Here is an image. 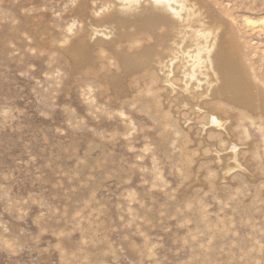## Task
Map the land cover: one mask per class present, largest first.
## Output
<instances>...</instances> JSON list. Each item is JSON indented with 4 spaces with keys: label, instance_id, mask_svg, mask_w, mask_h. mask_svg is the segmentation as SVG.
Returning <instances> with one entry per match:
<instances>
[{
    "label": "rangeland",
    "instance_id": "374dc122",
    "mask_svg": "<svg viewBox=\"0 0 264 264\" xmlns=\"http://www.w3.org/2000/svg\"><path fill=\"white\" fill-rule=\"evenodd\" d=\"M143 1L0 0V264H264V0Z\"/></svg>",
    "mask_w": 264,
    "mask_h": 264
},
{
    "label": "bare ground",
    "instance_id": "6f19581e",
    "mask_svg": "<svg viewBox=\"0 0 264 264\" xmlns=\"http://www.w3.org/2000/svg\"><path fill=\"white\" fill-rule=\"evenodd\" d=\"M79 1V17L78 18H80L83 22H84V19L86 18H84L83 19V17H84V14H85V12L89 9V10H91V9H94L95 8V5L93 4L94 2H96V0H78ZM99 1H101L102 3H104V4H106V5H108V4H111V2H113V1H115V0H99ZM119 1H122V2H120V3H122L123 5H127V6H130V7H132L133 5H135L136 6V4H140L143 0H119ZM188 1L189 0H155V3L157 2V3H160V7L159 8H161V4H162V7H163V10L164 9H166L167 10V8H171V9H173L174 11H176V13L175 14H177V15H179L180 17H181V12L184 10V9H186L187 8V3H188ZM143 2H145V1H143ZM118 4H120L119 2H117ZM152 3V2H151ZM172 3H178V4H181V12H179V6L177 7H175ZM93 4V5H92ZM142 4V3H141ZM154 3H152V5H153ZM177 4V5H178ZM190 4V3H189ZM192 4V3H191ZM112 5V4H111ZM115 6V5H114ZM134 6V7H135ZM139 6V5H138ZM192 5H190V7H191ZM196 6V5H195ZM123 7V6H122ZM155 7V6H154ZM156 7H157V4H156ZM121 8V7H120ZM126 8V7H125ZM137 8V7H136ZM139 8H141V7H139ZM144 8H145V6H144ZM153 8V7H152ZM194 8H196V7H193L192 9H194ZM133 9V8H132ZM146 9V8H145ZM190 9V8H189ZM122 10V9H121ZM125 10V9H124ZM128 10V9H127ZM156 10V9H155ZM123 11V10H122ZM129 11H130V9H129ZM165 11V10H164ZM168 11V10H167ZM192 11H196V10H192ZM191 11V13H193ZM121 12V11H120ZM125 12V11H124ZM128 11H126V13H127ZM131 12V11H130ZM136 12V11H135ZM143 12V11H142ZM146 12V11H145ZM144 12V13H145ZM163 12V11H162ZM87 13V12H86ZM134 13V12H133ZM160 13H161V11H160ZM168 13V12H167ZM174 13V12H173ZM187 13V12H186ZM130 14V13H129ZM132 14V13H131ZM162 14H164V13H162ZM196 14V13H195ZM87 15V14H86ZM112 14H110V15H107L106 17H100V19L101 20H105L106 18H110V16H111ZM124 15V14H123ZM126 15H128V13L126 14ZM138 15V14H137ZM144 15V14H143ZM146 15V14H145ZM170 15V14H169ZM194 15V14H193ZM90 15H88V17H89ZM99 16V15H98ZM141 16V15H140ZM178 16V18H180ZM189 17V16H188ZM191 17H192V15H191ZM90 18V17H89ZM97 18V17H96ZM99 18V17H98ZM108 18V19H109ZM146 18V17H145ZM159 18V17H158ZM157 18V19H158ZM184 18V17H183ZM186 18V17H185ZM94 19V18H93ZM139 19H141V18H139ZM162 19V18H161ZM91 20V19H90ZM98 20V19H97ZM96 19H95V21H97ZM165 20V19H164ZM92 21H94V20H92ZM116 21V20H115ZM120 21H121V19H120ZM153 21V20H152ZM155 21V20H154ZM162 21V20H161ZM99 22V21H98ZM105 22H107V21H105ZM169 22V21H168ZM193 22V21H192ZM94 23V22H93ZM93 23H91V24H93ZM109 23V22H108ZM111 23H112V19H111ZM115 23H117V22H115ZM120 23V22H119ZM138 23H139V21H138ZM158 23V22H157ZM162 23V22H161ZM99 24H101V23H99ZM106 24V23H105ZM170 24H173V23H170ZM175 24V23H174ZM112 25V24H111ZM110 25V26H111ZM132 25V24H131ZM160 25V24H159ZM165 25V24H164ZM202 25V24H201ZM97 26V25H96ZM109 26V27H110ZM168 26H169V24H168ZM172 26H174L175 27V25H172ZM211 26V25H210ZM91 27V26H90ZM109 27L107 28V29H109ZM118 27H120V26H118ZM155 27V26H154ZM157 27V26H156ZM155 27V28H156ZM159 27V26H158ZM157 27V28H158ZM203 27V26H202ZM202 27H200L201 29H202ZM88 28V27H87ZM92 28V27H91ZM91 28H90V30H91ZM102 28V27H101ZM137 28V27H136ZM152 28V27H151ZM169 28V27H168ZM177 28V27H176ZM180 28V27H179ZM185 28V27H184ZM194 28V27H193ZM211 27H209V29H210ZM83 29V28H82ZM95 29V28H94ZM110 29H111V27H110ZM118 29V28H117ZM132 28H130V30H131ZM162 29V28H161ZM172 29H173V27H172ZM187 29V28H186ZM185 29V30H186ZM196 29V28H195ZM205 29H206V27H205ZM87 30V29H86ZM93 30V29H92ZM104 30V29H103ZM142 30V29H141ZM140 30V31H141ZM148 30V29H147ZM169 30V29H168ZM197 31L195 32V38L196 39H198V40H203V42H198V44H195V43H192L193 45H196V49L194 50V52L193 53H191L189 50H188V52L187 51H184L183 50V52H186L185 54H187L189 57H187V58H192L194 61H193V63L191 64V66H190V68H189V72L188 73H186L187 75H186V77H188V82L189 81H191L192 82V79L194 80V78H195V75H198V73H196V68L198 67L199 68V71L201 70L200 69V67L202 66L203 67V65H205V64H207L206 66L207 67H209L208 65H210L212 68H215L214 67V65H218V66H220L219 64L220 63H223V62H221L220 61V63H219V61H216L217 63L215 64V62H214V60H217L216 59V55H214V58H212L213 57V55H212V53H213V51H214V49H215V47L217 46V44H218V42H217V44H216V37H218L219 35H220V33L218 34V36H216L217 34L214 32V31H207V30H202V31H200V30H198V29H196ZM99 31V30H98ZM105 31V30H104ZM110 31V30H109ZM128 31V30H127ZM132 31V30H131ZM144 31H145V28H144ZM150 31H151V29H150ZM167 31V30H166ZM179 31V30H178ZM183 31H184V29H183ZM189 31V30H188ZM188 31H187V33H188ZM194 31V30H193ZM216 31V30H215ZM86 32V31H85ZM92 32V31H91ZM103 32V31H102ZM112 32V31H111ZM138 32V31H137ZM163 32V31H162ZM168 32H170V31H168ZM167 32V33H168ZM171 32H174L173 30L171 31ZM89 33V32H88ZM101 33V32H100ZM99 33V34H100ZM150 33H152V32H150ZM156 33V32H155ZM167 33H165V34H167ZM183 33V32H182ZM186 33V32H185ZM192 33V32H191ZM96 34V33H95ZM109 34V33H108ZM129 34V33H128ZM173 34V33H172ZM178 34V33H177ZM179 34H181V33H179ZM98 35V34H97ZM96 35V36H97ZM134 35V34H133ZM133 35H132V37H133ZM139 35V34H138ZM168 35V34H167ZM183 35V34H182ZM182 35H179V36H182ZM93 36H94V34H93ZM102 36H103V33H102ZM107 36V35H106ZM143 36V35H142ZM141 36V37H142ZM152 36V35H151ZM159 36V35H158ZM164 36V35H163ZM105 37V36H104ZM131 37V38H132ZM157 37V36H156ZM177 37V36H176ZM183 37V36H182ZM185 37V36H184ZM191 37V36H190ZM90 38H91V36H90ZM147 38V37H146ZM153 38H154V36H153ZM172 38V37H171ZM189 38V37H188ZM194 38V39H195ZM220 38V37H219ZM218 38V39H219ZM97 39H99V38H97ZM133 39V38H132ZM149 38H147V40H148ZM161 39V38H160ZM164 39H165V37H164ZM173 39V38H172ZM176 39V38H175ZM184 38H182V40H183ZM187 39V38H186ZM192 38H190V40H191ZM217 39V40H218ZM221 39V38H220ZM121 40V39H120ZM139 40H141V39H139ZM143 40V39H142ZM181 40V39H180ZM170 41H174V40H170ZM179 41V40H178ZM99 42H101V41H99ZM119 42V41H118ZM130 42H132V41H130ZM196 42V41H195ZM103 43V42H102ZM127 43V42H126ZM140 43V42H139ZM150 43V42H149ZM158 43V42H157ZM156 43V44H157ZM160 43V42H159ZM220 43V42H219ZM119 44V43H118ZM145 44V43H144ZM143 44V45H144ZM173 44H178V45H180V43H177V42H175L174 41V43ZM173 44H169L168 45V47H167V52H168V54L169 53H171V55H173L174 56V52H176L175 51V46L173 45ZM117 45V44H116ZM122 45H123V43H122ZM134 45V44H133ZM163 45V44H162ZM184 45V44H183ZM185 45H186V43H185ZM223 45V44H222ZM103 46V45H102ZM148 46H150V45H148ZM151 46H153L152 44H151ZM187 46V45H186ZM185 46V47H186ZM192 46V45H191ZM156 47V46H155ZM154 47V48H155ZM177 47V46H176ZM179 47V46H178ZM185 47L183 48V49H185ZM189 47V45L187 46V48ZM218 47H219V45H218ZM222 47V46H221ZM154 48H153V50H154ZM160 48V47H159ZM180 48V47H179ZM194 48H195V46H194ZM191 50H192V48H190ZM112 50V49H111ZM143 50V49H142ZM164 50V49H163ZM178 50V49H177ZM221 50V49H220ZM180 51V50H179ZM128 52V51H127ZM166 52V53H167ZM181 52V51H180ZM221 51H219L218 50V53L219 54H221L220 53ZM224 52V51H223ZM222 52V53H223ZM157 53V52H156ZM160 54V53H159ZM177 54V53H176ZM184 54V55H185ZM224 54V53H223ZM130 55V54H129ZM132 55V54H131ZM154 55V54H153ZM163 55V54H162ZM165 55V54H164ZM222 55V54H221ZM145 56V55H144ZM166 56V55H165ZM164 56V57H165ZM177 56V55H176ZM181 56V55H180ZM220 56V55H219ZM153 57V56H152ZM155 57V56H154ZM158 57V56H157ZM179 56H177V58H178ZM222 58H223V56H221ZM160 58V57H159ZM163 58V57H162ZM175 57H171V58H169V61L167 60V59H165V61L167 60L168 62L166 63V66L168 67V69L171 67L172 68V66L174 65V63L172 62L173 61V59H174ZM182 58H183V56H182ZM221 58V59H222ZM185 59H186V56H185ZM146 60V59H145ZM161 60V59H160ZM163 60V59H162ZM176 60V59H175ZM174 60V61H175ZM180 60V59H179ZM184 60V59H183ZM182 60V61H183ZM128 61V60H127ZM155 61H158L157 59H155ZM164 61V62H165ZM154 62V61H153ZM179 62V61H178ZM184 62V61H183ZM187 62V61H186ZM190 62V61H189ZM144 63V62H143ZM151 63V62H150ZM157 63V62H156ZM146 64V63H145ZM144 64V65H145ZM153 64V63H152ZM158 64V63H157ZM224 64V63H223ZM223 64L221 65V67L223 66ZM151 65V64H150ZM154 65V64H153ZM185 65V64H184ZM183 65V66H184ZM186 65H187V67H189V65H188V63H186ZM159 66V65H158ZM179 66V65H178ZM205 66V67H206ZM218 66L214 69V70H220L221 68H218ZM165 67V66H164ZM174 67V66H173ZM206 67V68H207ZM158 68V67H157ZM176 68V67H175ZM174 68V69H175ZM204 68V67H203ZM210 68V67H209ZM211 68V69H212ZM162 69V68H161ZM187 69V68H186ZM159 70V69H158ZM167 70V69H166ZM171 70V69H170ZM210 70V69H209ZM225 70V69H224ZM144 71V70H143ZM174 71V70H173ZM186 71V70H185ZM198 71V72H199ZM226 71V70H225ZM152 72V71H151ZM167 72V71H166ZM177 72V71H176ZM185 73V72H184ZM196 73V74H195ZM200 73V72H199ZM202 73V72H201ZM200 73V74H201ZM216 73V72H215ZM223 73H225V72H223ZM203 74V73H202ZM206 74V73H205ZM218 74V73H217ZM167 75V74H166ZM213 75V74H212ZM155 76V75H154ZM159 76V75H158ZM158 76H157V79H158ZM167 76H169V75H167ZM171 77V76H170ZM206 77V76H205ZM217 77V76H216ZM222 77V76H221ZM225 77V76H224ZM168 79L166 80L167 82H171V80L169 79V77H167ZM214 78V77H213ZM161 79H162V76H161ZM165 79H166V77H165ZM181 79H183V78H181ZM226 82L227 81H229V82H227V83H229L230 84V86L229 87H231L232 85H233V88L235 89V91L237 92V93H239V94H242L243 96H249V94H248V90H247V88L248 87H246L242 82H244V81H241L240 79V81L241 82H235L234 80H231L230 78H227V75H226ZM184 80V79H183ZM208 80V79H207ZM211 80V79H210ZM209 80V81H210ZM214 80H218V79H214ZM221 80V79H220ZM165 81V80H164ZM165 81V83L167 84V82ZM208 81V82H209ZM221 81H224V79H222ZM220 81V82H221ZM155 82V81H154ZM187 82V81H186ZM187 82V83H188ZM194 82V81H193ZM197 82H198V80H197ZM217 82V81H216ZM215 82V83H216ZM219 82V81H218ZM172 83V82H171ZM184 83V82H183ZM190 83V82H189ZM196 83V82H195ZM203 83V82H202ZM205 83H206V81H205ZM210 83V82H209ZM191 84V83H190ZM193 84V83H192ZM191 84V85H192ZM208 84V83H207ZM214 84V83H213ZM212 84V85H213ZM169 85V84H168ZM175 85V84H174ZM173 85V86H174ZM199 85H201V84H199ZM203 85V87H204V83L202 84ZM210 85V84H209ZM166 86V85H165ZM172 86V85H171ZM194 86V85H193ZM198 86V85H197ZM207 86V89H208V85H206ZM219 86V85H218ZM169 87V86H168ZM184 87H185V85H184ZM213 87V86H212ZM171 88H173V87H171ZM175 88V87H174ZM174 88H173V90H174ZM196 88V87H195ZM214 88V87H213ZM185 89H186V87H185ZM190 89V88H189ZM188 88H187V91L189 90ZM199 89V88H198ZM220 89V88H219ZM186 91V90H185ZM186 91V92H187ZM185 92V93H186ZM208 92V91H207ZM187 94V93H186ZM199 98V97H198ZM251 104H253V103H251ZM250 104V106H252ZM257 104V103H256ZM259 105V104H258ZM197 107V108H196ZM195 108L198 110V112H196L195 111ZM252 108H253V106H252ZM255 108V107H254ZM192 109V108H191ZM255 109H258V108H255ZM193 114L195 115V116H197V114H198V116L199 117H207V122H205V124H203V126H202V128L203 129H205V131H206V129H207V126L209 125H211V127H213L214 129H224V130H227V125H226V120L225 119H222L219 115H217V114H214V113H211L210 111H208V110H206L204 107H203V105H202V103L201 102H199V99H198V101H197V104L195 105V107L193 108ZM233 145H234V150L236 151L237 150V145H235V143H233ZM233 150V152H235ZM236 153V152H235Z\"/></svg>",
    "mask_w": 264,
    "mask_h": 264
}]
</instances>
